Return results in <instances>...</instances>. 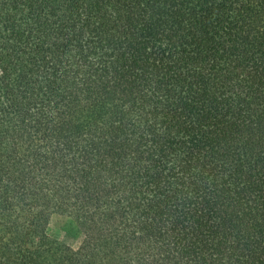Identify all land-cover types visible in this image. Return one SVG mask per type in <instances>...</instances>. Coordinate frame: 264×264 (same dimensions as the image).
<instances>
[{
    "label": "trees",
    "instance_id": "trees-1",
    "mask_svg": "<svg viewBox=\"0 0 264 264\" xmlns=\"http://www.w3.org/2000/svg\"><path fill=\"white\" fill-rule=\"evenodd\" d=\"M0 264H264V0H0Z\"/></svg>",
    "mask_w": 264,
    "mask_h": 264
},
{
    "label": "rangeland",
    "instance_id": "rangeland-1",
    "mask_svg": "<svg viewBox=\"0 0 264 264\" xmlns=\"http://www.w3.org/2000/svg\"><path fill=\"white\" fill-rule=\"evenodd\" d=\"M83 237L80 226L72 216L54 214L49 221L44 241L46 245L53 248L59 245L76 248L82 243Z\"/></svg>",
    "mask_w": 264,
    "mask_h": 264
}]
</instances>
